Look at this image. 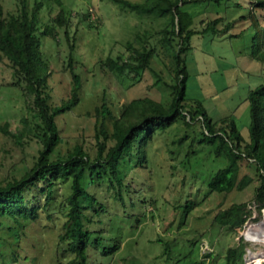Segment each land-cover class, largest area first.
Returning <instances> with one entry per match:
<instances>
[{"label": "rangeland", "instance_id": "374dc122", "mask_svg": "<svg viewBox=\"0 0 264 264\" xmlns=\"http://www.w3.org/2000/svg\"><path fill=\"white\" fill-rule=\"evenodd\" d=\"M62 2L75 16L70 36L77 39L74 68L81 86L79 104L58 118L63 140L52 159L65 158L78 143L95 155L96 127L104 119L105 127L112 130L111 117L103 118L97 112L105 101L114 115L131 100L142 97L168 105L172 91L168 84L173 82L166 66L167 57L163 60L153 57L152 69L137 75L111 70L104 63L122 52L128 57L127 43L135 42L140 47L136 36L163 28L166 19L141 15L108 0ZM0 4L5 11L14 8L12 0H0ZM184 9L197 15L196 24L220 16L229 21L245 13L236 9L226 13L206 3ZM223 27L218 25L219 29ZM243 28L242 24L234 32ZM59 38V45L44 40L42 48L54 70L55 99L71 97L73 86L67 64L72 50L64 34ZM191 45L187 54V109L194 111L193 100H200L214 120L232 115L247 136V95L251 87L264 81V66L248 58L242 47H233L224 36H199ZM160 77L164 82H158ZM25 118L33 130L20 144L14 136L6 135L2 127L9 124V131L16 133L23 129ZM37 123L38 117L26 107L22 92L15 86L7 61H0V180L20 178L33 166L40 148L37 137L42 136ZM200 128L199 121L194 129L179 123L154 136L146 148L148 168H131L126 174L125 181L131 190L124 188L125 205L117 200L106 178L88 185L89 191L105 206L95 217L93 230L101 231L105 238L103 246L119 244L113 255L105 256L101 254L103 246L94 243L96 249L90 250L88 264H224L228 250L240 244H244L243 264H254L255 254L264 255V241L249 236L252 227L264 230V201L256 198L262 181L257 163L250 158L241 162L239 178L252 182L245 190L229 194L211 192L207 185L210 177L227 161L216 158L210 148L199 144ZM70 185L69 181L58 182L50 200L41 190L43 184L26 193L29 200L38 197L32 203L39 205V216L26 222L23 229L14 222H6L1 231L0 264H70L75 254L59 239L67 220L64 204ZM189 201L192 207L185 214L183 206ZM234 203H246L249 216L242 227L229 232L216 224L214 217Z\"/></svg>", "mask_w": 264, "mask_h": 264}, {"label": "trees", "instance_id": "16d2710c", "mask_svg": "<svg viewBox=\"0 0 264 264\" xmlns=\"http://www.w3.org/2000/svg\"><path fill=\"white\" fill-rule=\"evenodd\" d=\"M12 1V10L5 11L0 4V61L6 60L11 68L15 86L22 92L26 107L39 119L36 128L42 131V136L37 137L40 148L33 166L20 178L0 180V239L7 221L23 229L26 222L38 218L40 207L32 203L38 197L29 200L26 193L43 184L41 190L50 200L55 185L60 181H69L71 190L64 204L68 210L67 220L59 239L75 254L70 264H88L90 250L96 249L93 244L103 246L105 240L101 231L95 232L92 228L95 217L105 210V206L89 191L88 185L94 184L96 179L106 178L117 200L125 205L124 188L128 192L131 190V185L125 181L127 172L131 168H148L146 148L154 136L179 123H183L187 129H194L199 121V144L210 148L216 158L227 161L226 166L210 177L207 185L211 192L229 194L235 190H245L252 182L248 178H239L240 167L243 160L250 158L257 163L262 180L261 187L256 190V198L264 201V81L248 91L247 136L240 131L232 115L214 120L202 101L193 100L196 104L194 111H189L186 105L189 102L187 54L192 49L194 38H203L208 34L227 37L233 47H242L248 58L264 66V0H145L137 3L108 0L141 15L166 19L163 28L136 36L140 47H136L135 42H128V57L122 52L104 63L111 70L137 75L152 69L153 57L161 60L167 57L166 66L173 82L165 84L172 90L171 100L164 105L150 97L133 99L119 110L118 115L113 114L105 101L97 112L103 118L111 117L112 130L105 127L104 119L96 127L95 155L83 143H78L61 159H52L57 145L63 140L58 118L70 113L79 104L81 86L80 76L74 68L77 39L70 36L75 16L67 11L62 0ZM201 3L214 5L226 13L234 9L245 13L229 21L220 16L196 24L197 15L184 7ZM220 24L224 26L222 29L218 28ZM242 24L244 28L235 33L234 29ZM61 33L72 50L67 64L73 76V86L71 97L55 99L52 84L54 70L42 48L44 40H53L59 45ZM158 82L164 80L160 77ZM23 122V129L16 133L9 131V124L4 125L2 131L22 144L25 135L33 130L28 119L25 118ZM191 207L192 203L187 202L183 206L184 213L187 214ZM246 207V203H234L220 210L214 222L229 232H235L248 219ZM117 249L119 244L103 246L101 254L110 256ZM243 263L244 244L230 248L224 264Z\"/></svg>", "mask_w": 264, "mask_h": 264}, {"label": "bare ground", "instance_id": "6f19581e", "mask_svg": "<svg viewBox=\"0 0 264 264\" xmlns=\"http://www.w3.org/2000/svg\"><path fill=\"white\" fill-rule=\"evenodd\" d=\"M249 236L255 239L256 241H264V230L262 228H251L249 232ZM252 260V259H251ZM254 264H260L262 260H264V255L255 254L253 256ZM250 264V263H249Z\"/></svg>", "mask_w": 264, "mask_h": 264}]
</instances>
